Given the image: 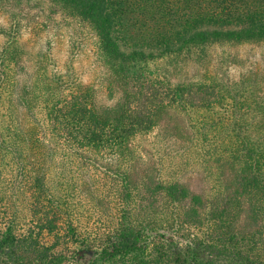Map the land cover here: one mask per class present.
I'll return each mask as SVG.
<instances>
[{"label":"trees","instance_id":"trees-1","mask_svg":"<svg viewBox=\"0 0 264 264\" xmlns=\"http://www.w3.org/2000/svg\"><path fill=\"white\" fill-rule=\"evenodd\" d=\"M0 264H264V0H0Z\"/></svg>","mask_w":264,"mask_h":264},{"label":"rangeland","instance_id":"rangeland-1","mask_svg":"<svg viewBox=\"0 0 264 264\" xmlns=\"http://www.w3.org/2000/svg\"><path fill=\"white\" fill-rule=\"evenodd\" d=\"M65 52V42L64 41H60V43L56 46V49H55V55H56V58L58 57H61V55H63ZM86 59H82V63H80L79 65L85 63Z\"/></svg>","mask_w":264,"mask_h":264}]
</instances>
